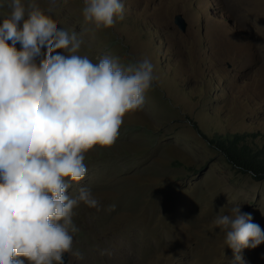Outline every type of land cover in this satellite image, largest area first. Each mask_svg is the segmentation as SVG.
<instances>
[{
	"label": "rangeland",
	"instance_id": "rangeland-1",
	"mask_svg": "<svg viewBox=\"0 0 264 264\" xmlns=\"http://www.w3.org/2000/svg\"><path fill=\"white\" fill-rule=\"evenodd\" d=\"M36 2L57 29L80 35L78 54L148 59L155 76L143 110L125 115L111 148L85 154L87 174L67 190L88 187L99 210H73L66 264H264V244L237 262L213 223L239 205L264 229V178L233 168L208 140L254 134L264 149V0H121L123 19L97 32L85 30L83 0H57L51 12V0Z\"/></svg>",
	"mask_w": 264,
	"mask_h": 264
},
{
	"label": "clouds",
	"instance_id": "clouds-1",
	"mask_svg": "<svg viewBox=\"0 0 264 264\" xmlns=\"http://www.w3.org/2000/svg\"><path fill=\"white\" fill-rule=\"evenodd\" d=\"M83 2L86 31L123 19L121 0ZM51 5L49 12L57 0ZM8 7L0 20V264H63L78 231L73 210H99L88 187L75 196L67 190L85 178V154L111 148L125 115L143 110L154 68L148 59L125 66L109 55L93 63L78 54L80 35L57 29L36 0H9ZM223 210L213 223L242 262V250L264 244V229L239 205Z\"/></svg>",
	"mask_w": 264,
	"mask_h": 264
},
{
	"label": "trees",
	"instance_id": "trees-1",
	"mask_svg": "<svg viewBox=\"0 0 264 264\" xmlns=\"http://www.w3.org/2000/svg\"><path fill=\"white\" fill-rule=\"evenodd\" d=\"M249 135V136H247ZM212 135L208 140L224 155L233 168L248 173L255 179L264 178V149H259L252 134Z\"/></svg>",
	"mask_w": 264,
	"mask_h": 264
},
{
	"label": "water",
	"instance_id": "water-1",
	"mask_svg": "<svg viewBox=\"0 0 264 264\" xmlns=\"http://www.w3.org/2000/svg\"><path fill=\"white\" fill-rule=\"evenodd\" d=\"M173 22L180 31L185 30L186 23L182 18L181 14L179 13L175 14L173 17ZM67 260H68V253H65L63 254V264H66Z\"/></svg>",
	"mask_w": 264,
	"mask_h": 264
}]
</instances>
